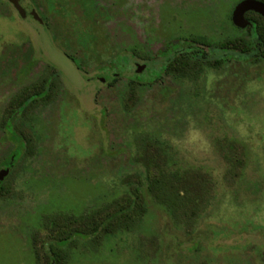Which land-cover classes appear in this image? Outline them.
Here are the masks:
<instances>
[{"label":"rangeland","instance_id":"1","mask_svg":"<svg viewBox=\"0 0 264 264\" xmlns=\"http://www.w3.org/2000/svg\"><path fill=\"white\" fill-rule=\"evenodd\" d=\"M239 1L46 0L53 38L0 0V169L20 147L6 120L56 74L49 96L15 117L27 143L0 195V264H50V239L86 229L135 187L146 206L141 221L74 240L60 264H264V57L243 62L237 50L234 62L205 68L196 80L164 75L163 84H128L146 67L151 44L169 38L255 46L249 26L231 20ZM117 52L122 76L106 84L78 74L75 62L89 69ZM143 134L168 145L172 170L195 198L188 207L199 205L190 221L184 212L175 219L141 183L137 137L150 138ZM54 213L65 217L49 224Z\"/></svg>","mask_w":264,"mask_h":264},{"label":"trees","instance_id":"2","mask_svg":"<svg viewBox=\"0 0 264 264\" xmlns=\"http://www.w3.org/2000/svg\"><path fill=\"white\" fill-rule=\"evenodd\" d=\"M264 2V0H261ZM255 17H247L253 21V27L251 30V41L255 46L253 47H241L237 45L236 51H239L240 61L246 62L250 59L255 60L257 58L264 57V17L260 14L249 11ZM262 21V23H261ZM205 41V40H203ZM238 47H241L240 49ZM222 60H170L162 64L161 69L157 70V74L161 72H172L181 76H187L189 79L196 80L200 77L206 67L217 68ZM49 67L53 65L48 64ZM54 74L53 72H51ZM156 76V81L159 84H163V80L159 79V75ZM159 79V80H158ZM142 84H151L153 81L148 80V78L137 80ZM136 82L135 79L129 80V85ZM42 86L31 94L23 97V100L18 104L16 111L12 112L10 117L6 120V128L10 130L13 134L10 138L12 140L19 142V148L15 151H11L5 160L2 162V166L12 167L15 161L22 153V149L26 147L27 140L24 135L15 126V117L21 113L28 104L39 101L41 99L47 98L51 90V78H46L42 81ZM125 104V103H124ZM101 112L103 114L107 113L105 108H102ZM106 116V115H105ZM147 138V143L143 137H137L140 141L139 148L144 151L143 156V175L142 184L147 185L148 191L154 198V200L163 205L170 214L178 220L181 212L183 215L188 216L190 221L193 214H197L199 205L189 208V204L194 203L195 198L191 196L190 190L187 189L186 182L183 181V174H179V171L172 170V164L170 163V154L168 151V145L165 144L159 137L152 138L148 134H143ZM153 139V140H152ZM153 149L151 153L150 150ZM120 150V149H118ZM117 150V151H118ZM125 149L123 148V150ZM113 149L109 151V155H113ZM240 160H235L239 162ZM7 177V176H6ZM5 177V178H6ZM5 178L0 183V195L4 189ZM185 208H188L189 212ZM101 209L92 211V217H100L102 212L106 214L97 222L91 220L85 227L78 229L73 228L71 230H66L64 234L60 235L58 238L50 239L47 242V253L50 256V264H60V260H67L68 253L64 251V247L70 245L74 240L78 238L89 239V238H106L117 232L129 231L137 222H140L145 211L146 206L144 203V197L139 188L135 187L133 191L128 194L123 195L120 200H114L113 203L107 204L106 208L102 211ZM65 215L62 213H54L48 215L46 218L50 221L49 224H54L55 220L63 219ZM74 217V216H73ZM72 217V218H73ZM70 219V218H69ZM116 219L115 222L112 220ZM88 225V226H87ZM193 249L195 244H192Z\"/></svg>","mask_w":264,"mask_h":264},{"label":"flooded vegetation","instance_id":"3","mask_svg":"<svg viewBox=\"0 0 264 264\" xmlns=\"http://www.w3.org/2000/svg\"><path fill=\"white\" fill-rule=\"evenodd\" d=\"M16 10L17 8L12 3L11 0H7ZM20 5L24 8L26 16H22L20 12L17 10L18 14L25 18V17H32L33 19L37 20L39 25L43 27L46 33L51 35L53 38L56 37V32L52 31V24L50 22L53 9L49 7L46 3V0H40L37 2L38 5L34 6L33 0H19ZM235 7V6H234ZM234 9V8H233ZM54 12V11H53ZM233 12V11H232ZM232 20V15H231ZM233 22V21H232ZM252 28V27H249ZM60 34H64V31H61ZM251 36V35H250ZM205 40V41H203ZM56 42V41H55ZM119 52L116 55L112 56L110 60H105V62L101 61L98 64L92 66L91 68H86L84 62L76 63L74 58L72 60L75 62L76 68L79 70L78 73L81 77L85 80H99L101 82H108L109 80L116 79L119 75L122 76L123 69L118 67L117 61H115L116 56H119ZM160 60V61H157ZM170 60H222L220 65L217 67L224 66L226 63H230L231 61L234 62L236 60V44L232 37L228 38L227 40L220 42H210L206 38H169L164 43H161L159 46L155 44H151L150 49L148 51V58L145 64L146 67L141 68L140 66L136 68L135 73L133 74V79L142 80L148 78V80L156 81V76L159 75V79H164V75L171 78V77H180L186 78L187 76H181L178 74H174L172 72L166 71L158 73L157 70L161 69L162 64ZM114 61V66H110V62ZM52 64V63H48ZM157 64V65H156ZM48 68V67H46ZM206 68H213V67H206ZM144 69H148L147 72L143 73ZM142 70V71H139ZM92 71H96L94 74H89ZM102 71V72H101ZM89 72V73H88ZM56 74L49 73L43 80L48 78H53ZM158 79V80H159ZM42 81L40 83V87L42 86ZM107 84V83H106ZM169 89H173L170 85ZM168 90V89H167ZM22 101V100H21ZM30 104L26 106L23 110L25 111L29 108ZM10 131V130H9ZM7 167V166H4ZM10 168V167H8Z\"/></svg>","mask_w":264,"mask_h":264},{"label":"water","instance_id":"4","mask_svg":"<svg viewBox=\"0 0 264 264\" xmlns=\"http://www.w3.org/2000/svg\"><path fill=\"white\" fill-rule=\"evenodd\" d=\"M20 14L26 16L24 8L20 5L19 0H11ZM254 11L264 17V2L261 0H240L232 12V21L239 28L253 27V21L246 17V13ZM8 167L0 169V183L9 173Z\"/></svg>","mask_w":264,"mask_h":264}]
</instances>
